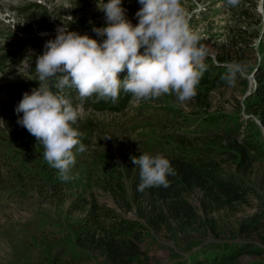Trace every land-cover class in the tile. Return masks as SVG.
<instances>
[{
	"label": "rangeland",
	"instance_id": "374dc122",
	"mask_svg": "<svg viewBox=\"0 0 264 264\" xmlns=\"http://www.w3.org/2000/svg\"><path fill=\"white\" fill-rule=\"evenodd\" d=\"M238 1L232 4L229 0H181L189 27L200 35L201 46L206 42V56L213 60L215 43L222 40L226 26L234 25L233 13L240 10ZM251 1H256L257 7L254 12L250 11V26L252 29L257 26L258 18L255 14H258L262 26H257V30H263L262 0ZM99 2L100 0H0V53L8 49L9 43L17 39L24 40L18 42L23 46L20 55L15 56L16 61H3L0 56V89L9 82L31 78L34 89L40 86L39 81L34 78L36 57L43 53L45 42L55 38L58 27L68 25L69 31L87 34L98 42L102 40L91 31L93 26H105L104 13L98 8ZM122 7L126 9L127 18L135 25L138 22L135 13L141 7L137 0H122ZM207 29L210 33H207ZM211 37L215 38L214 43L209 42ZM257 44L258 40L253 51L244 52L245 70H239L233 64L234 69H238L240 78L229 77L230 79L219 82L217 88L209 92V108L194 107L189 99L181 101L175 94L161 96L162 101L156 98L139 104L131 97L123 107L118 100L115 103H119L122 108L119 110L100 109L92 102H102L93 101L95 96L88 98L83 104L80 120L90 116L94 130L89 135L90 146L88 148L85 145L84 153L90 148L99 149L100 141H106L102 143L103 149L95 152L96 155L78 156L75 153L76 164L71 170L73 178L67 182L61 180L63 190L60 194L55 193L50 179L38 184V181L25 176L32 169L40 171L41 165H34L31 160L20 156L15 158L18 148L11 147L12 156L16 159L14 164H18L15 169L17 171L9 170L4 160L0 159L1 173L6 177L10 176L9 180L13 182L0 178V183H6L3 185L4 189L9 191L11 188L10 194L0 193V264H46L44 261L49 254L57 256L62 264H103L101 259H93V254L78 252L72 247L70 238L72 241L74 236L71 235V228L84 214L77 211L72 213L70 205L75 199L78 201L80 193L86 197L94 193L99 203L117 209L107 190L108 184L112 179H118L127 195H130L127 176L121 173L122 163L130 149L142 148L150 154H165L175 142L182 143L174 135L160 132L161 127L165 132L181 130L175 123L172 128L165 122L166 119L181 121L183 117H188L181 122L191 123L189 128L184 126V131L189 130L191 133L201 126L206 113L238 116L240 121L251 117L254 123L260 125L256 117L244 110L245 99L255 86L254 70L264 60V51L256 50ZM28 59L29 63L33 61L31 70H25ZM164 97L171 99L166 101ZM21 99L22 96L15 93L10 95L0 91V118L6 122V129L8 125H18L15 107ZM153 101L156 103L152 104ZM22 115L19 114L20 117ZM103 133L110 137L109 143V139L102 136ZM1 135L0 132V137ZM3 135L7 138L6 133ZM3 141L5 140H0V146L5 151L7 142ZM222 167L225 174L234 175L246 189V202L232 208L213 210L204 216L199 205L200 195L192 194L190 201L199 218L182 229L175 224L167 232L163 230L155 233L149 229L151 237H147L141 245V251L145 254L144 264H191L192 255H196L205 244L214 241L250 244L258 254L245 255L236 264H264V157L255 159L244 170L238 169L231 162ZM18 171L22 172L20 177L16 175ZM117 211L125 214L120 209ZM136 213L139 211L133 206L125 216L136 219ZM241 223L258 226L259 230L251 234H239ZM81 258L85 260L80 261Z\"/></svg>",
	"mask_w": 264,
	"mask_h": 264
},
{
	"label": "trees",
	"instance_id": "16d2710c",
	"mask_svg": "<svg viewBox=\"0 0 264 264\" xmlns=\"http://www.w3.org/2000/svg\"><path fill=\"white\" fill-rule=\"evenodd\" d=\"M238 2L240 10L236 14L233 13V16H235L234 25L226 26V32L223 34L222 40L215 43V60L210 56H206L203 61L206 69L197 85L196 95L189 99L190 104L194 107L209 108L207 104L208 94L217 88L219 82L226 81L231 77L240 78L238 69L245 70L244 52L253 51L257 40L259 44H257L258 47L255 46L256 50L264 51V25L263 30H257V26H262L260 16L255 14L258 22L254 29L251 28L249 22L250 11L252 13L256 10L257 2H250V0H239ZM262 10L264 12V0H262ZM207 33H210L208 29ZM213 39L215 38H209V42L214 43ZM19 41L12 42L11 46L21 50L22 44H18ZM205 45L206 42H203L202 46L205 47ZM3 53L7 59L16 54L12 50H6ZM233 64L238 69H234ZM121 74L123 79L126 72ZM253 75L255 86L245 99L244 110L256 117L260 125L254 123L251 117L248 120L240 121L238 116L206 113L207 115L201 120V126L199 125L191 133L189 130L184 131V126L187 125L189 128L191 125V123H183L188 117H183L181 120L183 122L178 121V119L177 121L166 119L165 122L171 127L175 123L181 130H166L165 132V129L161 127L160 132L162 134H172L182 142H175L167 153L162 154L170 160L175 171V175L167 177L169 186L149 187L143 191L139 190L138 186L141 183L140 170L132 161L133 158H138L142 153H150L142 148L130 149L121 167L123 168L121 173L125 174L129 181L130 195H127L118 179H112L107 189L117 209L122 210L125 214H120L116 208L113 209L99 203L94 193L88 197L80 193L78 201L75 199L70 205L72 213L77 211L84 214V217L79 219L71 228V235L74 236L72 241L70 238L72 247L77 249L78 252L83 251V253L93 254V259H101L103 264H139L141 262V264H144L145 254L141 251V245L147 237H151L149 229L155 233L163 230L167 232L173 228L174 224L182 229L199 218L194 204L190 201L192 194L200 195L199 205L204 216L209 215L213 210L232 208L238 204H244L247 198L246 189L236 180L234 175L225 174L222 165L231 162L238 169L244 170L250 167L255 159L264 157L263 59L258 63ZM25 88L22 83H11L2 89L3 92L10 95L15 93L21 96L25 93ZM66 91L67 94L72 96L71 89ZM131 97V94L121 91L115 101L99 99L102 103L92 102V104L100 109L119 110V103L123 107ZM162 99L159 100L162 101ZM164 99L170 101L171 98L164 97ZM118 100L120 102L115 103ZM154 103L156 101H153L152 104ZM91 119L90 116L79 119L78 124L75 126L81 133L79 138L84 145H88L89 135L94 130ZM6 130L9 132L0 130L2 134L0 140L7 142L5 151L0 146V159L4 160L8 169L17 171L15 169L18 164H14L17 156L27 158L34 165H41V168L40 171L32 169V172L25 173V176L36 182L38 181V184L42 183L43 180L50 179V182L53 183V190L55 193L59 192L58 194H60L63 190L60 183L62 179L59 171L48 165L43 159V146L38 145L36 138L20 125H8ZM4 133L7 134V138L3 135ZM102 136L107 137V134L103 133ZM187 137L190 139H187ZM107 138L109 143L111 139L110 137ZM104 141L106 140L100 141L101 145L97 150L90 148L85 153H76H78V156L96 155L95 152L103 149L104 144L102 143ZM89 146L87 147L89 148ZM11 147L18 148L15 158L12 156L13 150ZM16 175L20 177L22 172L18 171ZM9 177H6L0 170V178L6 181L9 180ZM9 181L13 183L11 180ZM3 185H6V183H0V193L10 194L11 188L8 191L4 189ZM133 206L137 207L139 211V213H136V219L125 216L132 210ZM258 230V226L241 223L239 234H251ZM253 254H258V252L254 251L250 244L214 241L205 244L196 255H192L191 264H236L243 256ZM82 260L85 259L81 258L80 261ZM44 262L46 264H62L57 256L51 254ZM70 263L72 264V262Z\"/></svg>",
	"mask_w": 264,
	"mask_h": 264
},
{
	"label": "clouds",
	"instance_id": "9594fccd",
	"mask_svg": "<svg viewBox=\"0 0 264 264\" xmlns=\"http://www.w3.org/2000/svg\"><path fill=\"white\" fill-rule=\"evenodd\" d=\"M137 2L141 7L133 25L122 0H100L105 26L91 29L102 38L99 42L69 31L68 25L58 27L55 38L46 41L43 53L36 57L35 80L40 86L31 94L25 92L15 107L16 123L43 146V159L65 182L73 178L75 153L86 150L75 126L88 98L115 101L123 91L139 104L167 94L181 101L196 95L206 69V50L200 45V35L189 27L181 0ZM27 67L31 70L29 59ZM124 72L121 79L118 74ZM67 89H75L76 97L67 94ZM0 130L7 132L2 118ZM132 162L140 170L141 191L168 187L167 177L175 175L162 154L142 153Z\"/></svg>",
	"mask_w": 264,
	"mask_h": 264
}]
</instances>
